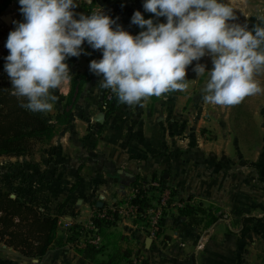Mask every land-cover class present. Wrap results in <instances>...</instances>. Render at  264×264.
Here are the masks:
<instances>
[{
  "label": "crops",
  "instance_id": "0c3cea01",
  "mask_svg": "<svg viewBox=\"0 0 264 264\" xmlns=\"http://www.w3.org/2000/svg\"><path fill=\"white\" fill-rule=\"evenodd\" d=\"M225 2L235 9V19L230 20V24L246 25L249 30L255 25L264 26V22L258 19L264 17V0ZM126 4L127 0H96V6L101 7L92 8V11L111 16L115 20L114 28L123 27L133 35L143 31L131 23L137 10L144 14L145 19L151 18L155 23L167 22L166 17H156L140 4L136 10L127 9ZM83 15L89 13L83 12ZM82 47L83 53L74 57L73 63H68L69 79L54 92L57 100L53 102L52 110L47 112L52 116L62 111L71 92L73 77L83 73L92 60H99L102 55V50L97 54L87 51L84 45ZM3 52L4 40L0 39V58ZM212 59L210 54H206L187 67L186 90L148 97L141 101L143 106L120 103L109 115L103 112L101 104L104 89L100 88L99 82L103 77L96 75L87 82L73 107L71 122L58 125L50 141L35 147V150L45 152V157L35 165L47 178L52 214L58 213L59 206L66 203L60 210L58 223V236L62 240L42 259L25 255L1 241L3 251L0 250L4 256L0 257V264H129L137 249L144 252L149 264H264L257 260L255 252L248 256L245 250L247 240L244 231L260 221H253L245 230L238 221L243 216L264 218V152L259 151L253 159L240 146L239 158L236 159L227 147L223 165L208 164L200 160L198 152L189 148L191 139L178 134L183 127L194 126L197 120L193 110H196L199 93L194 85L207 72L199 76L195 71L196 65L209 64ZM259 72H264V69ZM261 79L258 82L264 87V77ZM259 94L264 96V88ZM260 107L253 118L260 132L255 140L262 143L264 103ZM220 108L221 105H214L212 110ZM223 110L228 112L224 120H242L241 116L233 117L231 105H224ZM101 114L105 115L103 123L98 122ZM252 140L250 135L232 132L226 139L229 144ZM35 150L28 156H4L0 159L23 160L34 156ZM165 173L168 177L164 176ZM159 175L160 178L164 176V183L179 199L193 197L195 205L218 207L225 217L206 228L205 222L190 224L179 210L170 209L161 226L162 233L152 239L149 248L141 221L119 217L115 223L102 226L101 249L86 258L74 243L67 241L70 226H86L95 205L111 207L120 204L131 194L134 178L154 180Z\"/></svg>",
  "mask_w": 264,
  "mask_h": 264
},
{
  "label": "clouds",
  "instance_id": "9594fccd",
  "mask_svg": "<svg viewBox=\"0 0 264 264\" xmlns=\"http://www.w3.org/2000/svg\"><path fill=\"white\" fill-rule=\"evenodd\" d=\"M23 21L7 38L4 71L21 107L47 113L57 100L54 92L69 79L70 57H79L85 42L102 50L90 70L102 76L100 88L111 89L122 104L140 105L143 99L186 90L187 67L206 54L213 67L197 64L198 75L209 73L203 100L234 105L262 91L255 79L264 69V26L252 30L238 24L235 9L225 0H144V10L167 22L145 19L137 10L131 23L137 35L114 28L103 12L80 15L77 0H19ZM264 22V17H258ZM24 100L27 102L25 103Z\"/></svg>",
  "mask_w": 264,
  "mask_h": 264
},
{
  "label": "trees",
  "instance_id": "16d2710c",
  "mask_svg": "<svg viewBox=\"0 0 264 264\" xmlns=\"http://www.w3.org/2000/svg\"><path fill=\"white\" fill-rule=\"evenodd\" d=\"M12 2L13 0H3L0 3V16ZM20 7L19 0H16V14L13 23L4 34V52L0 58V158L31 155L38 144L50 141L54 137L58 125L71 122L72 110L79 99L82 87L96 76L88 66L83 73L73 77L71 92L66 98L62 111L55 116L49 113L33 112L21 107L22 98L13 95L12 83L4 71L5 58L9 54L5 47L8 35L15 29L17 23L24 19ZM90 7H93V4ZM91 14L92 12H89V15ZM74 61L75 58L70 57L66 62L73 63ZM24 102L27 101L24 100ZM119 104L117 97L106 109L102 106V110L106 115H109L118 108ZM211 161L212 164H218L215 157ZM164 179V176L161 177L162 182ZM47 183L45 173L36 167H27L24 164L0 167V241L20 250L25 255L38 259H42L51 247L62 240V237L58 236V223L61 215L60 210L65 208L66 203L59 206L58 213L52 214V202L48 195ZM145 183L147 182H141L138 178H134L131 186L137 188ZM139 196L140 194L133 202L140 204L142 210L148 208L151 205L149 200L145 197L140 199ZM189 199H193V197H189ZM125 202L126 199L120 204ZM179 211L189 219L190 224L199 225L205 222L206 228L212 227L225 217L220 208L204 207L201 203L198 205L188 204ZM263 219L255 216H243L238 221L245 230L253 221ZM95 222L100 232L103 225L111 224L98 220ZM82 229V224H72L68 229L67 241L74 243L79 253L85 258L86 256L91 257L92 254L98 253L101 247L97 248L88 243H81ZM161 233L160 229L159 235Z\"/></svg>",
  "mask_w": 264,
  "mask_h": 264
},
{
  "label": "rangeland",
  "instance_id": "374dc122",
  "mask_svg": "<svg viewBox=\"0 0 264 264\" xmlns=\"http://www.w3.org/2000/svg\"><path fill=\"white\" fill-rule=\"evenodd\" d=\"M2 1L3 0H0V3H2ZM15 2L16 0H13L11 5L2 12L1 16L9 14L14 20L16 14ZM92 4L93 7H89L92 13L95 12V10L92 11V8L99 9L101 7L96 6V0H94ZM138 4H140V7L143 6L144 0H127L126 7L130 10H136L139 7ZM88 6L89 4L85 3L84 1L77 0V7H75L73 10H76L74 12L75 14H77L78 18L81 14H83V12L89 13ZM0 21V39L4 40V34L6 30L10 28L12 23L8 25L4 21H2L1 18ZM204 65L209 68L213 67L212 62L209 64L205 62ZM263 77L264 72H258L257 74H255V79L257 81H262L261 78ZM209 78V73H205L202 79L196 85H194L199 93L198 102H196V110H193L194 117L197 119L195 125L190 128L183 127L182 132H178V134L181 133L183 137L190 138L191 141L189 144H191V146L189 148H192L194 152H198L199 157H201L200 160H203L208 164H212L213 162L211 161V159L215 157L218 164L223 165V162H225V158L227 157L225 155L227 147L228 151H230L232 153V156H234L236 159L239 158L241 148L242 150L247 151L248 156H251L254 159L256 157V153H259V151L264 152V142H256L255 140V138H257L256 136H258L260 132L255 123L256 121L253 118L256 110L261 108V103H264V96L258 93L244 97L240 103L231 105L233 117L236 115L241 116L242 120H236L234 118L231 121L229 119L224 120V117L228 112L223 110V106H221L219 110L213 111L212 109L214 108V105L210 104V107L208 109L209 104H206L203 100V95L205 94L204 88ZM189 88L192 89V85H190ZM261 88L263 89L264 87L262 86ZM186 112L192 113L191 111ZM231 132L232 134L250 135V138H252L253 140L250 142H244L242 144L236 142H234L233 144H229L226 139L231 134ZM195 137H198V139H195ZM41 157H45V152L35 150L34 156H29L28 158H24L23 160H15L12 158L0 159V167L10 164H24L27 167L34 168L36 167L35 164H37L35 162H39L38 160L41 159ZM157 179H161L160 175L157 176ZM139 180L141 182H150L153 179L151 178L149 180H141L140 178ZM95 208H97L96 205L93 209ZM235 226L238 227V225ZM244 234L247 240V248L245 250L248 253V256H250L251 253L255 252L257 260L264 263V220L260 221L257 224L255 222L252 225L248 226L246 231H244ZM102 243L103 242L100 243L101 246ZM0 249H2L1 244ZM3 256V252H1L0 250V257Z\"/></svg>",
  "mask_w": 264,
  "mask_h": 264
},
{
  "label": "built area",
  "instance_id": "2783aa9c",
  "mask_svg": "<svg viewBox=\"0 0 264 264\" xmlns=\"http://www.w3.org/2000/svg\"><path fill=\"white\" fill-rule=\"evenodd\" d=\"M87 51L101 53V50L91 48L84 43ZM117 98V95L111 89L103 90V108H107L108 105ZM143 192V193H142ZM140 194V199L147 198L150 202V206L144 210L141 209L140 204L134 203V199ZM188 204L195 205L194 199H179L173 192V189L161 179H154L150 182L142 184L137 188H132L131 194L126 198V202L122 205H114L111 207L95 208L91 220L81 230L82 243H88L90 245L100 248L102 239L100 237V230L95 220L107 223H115L119 217H130L138 219L142 223V230L144 234L151 239H156L159 236L161 226L165 219V214L170 209L180 210L185 208ZM129 264H149L144 252L141 249H137L132 256Z\"/></svg>",
  "mask_w": 264,
  "mask_h": 264
},
{
  "label": "water",
  "instance_id": "95a60500",
  "mask_svg": "<svg viewBox=\"0 0 264 264\" xmlns=\"http://www.w3.org/2000/svg\"><path fill=\"white\" fill-rule=\"evenodd\" d=\"M84 1L87 2L88 4H92L94 0H84ZM1 20L4 21L6 24L10 25L12 23L13 18H12L11 15L8 14V15L1 16ZM104 119H105V115L101 114L99 116L98 122L103 123ZM164 176L168 177V174L165 173ZM13 197H14V195H13ZM152 241L153 240L151 238H148L146 240V245H147L148 248L150 247Z\"/></svg>",
  "mask_w": 264,
  "mask_h": 264
}]
</instances>
